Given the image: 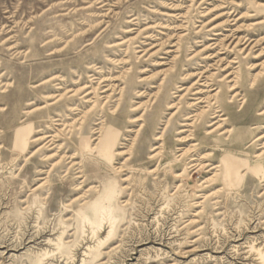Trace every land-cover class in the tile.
I'll use <instances>...</instances> for the list:
<instances>
[{
  "label": "rangeland",
  "instance_id": "374dc122",
  "mask_svg": "<svg viewBox=\"0 0 264 264\" xmlns=\"http://www.w3.org/2000/svg\"><path fill=\"white\" fill-rule=\"evenodd\" d=\"M0 264H264V0H0Z\"/></svg>",
  "mask_w": 264,
  "mask_h": 264
},
{
  "label": "bare ground",
  "instance_id": "6f19581e",
  "mask_svg": "<svg viewBox=\"0 0 264 264\" xmlns=\"http://www.w3.org/2000/svg\"><path fill=\"white\" fill-rule=\"evenodd\" d=\"M245 39V38H244ZM231 40V39H230ZM180 41V40H179ZM242 41H244V40H240V39H238L237 40V43H234V44H236V45H238V43H242ZM256 42V41H255ZM233 44V45H234ZM247 44V43H246ZM180 44H179V42H177V44H175V45H173V47H175V51H173V52H171V53H176L177 54V56H175L174 58H173V60H172V62H171V64L173 65L174 63H173V61H175V59L176 58H179V53H180V50H181V48H180V46H179ZM213 45H215V44H212V45H210V46H208V47H206V48H216L217 46L219 47V48H222V47H225L226 45L224 44V45H222L221 44V42H219V44L217 45V46H213ZM228 47V46H227ZM232 47V46H231ZM221 50V49H220ZM240 52H241V50H240ZM208 58V57H207ZM209 58H211V60H212V58H214V57H209ZM216 58H219V57H216ZM222 60V59H221ZM221 60H220V62H221ZM219 63V62H218ZM227 65H229V64H227ZM174 67V66H173ZM172 68V67H171ZM221 69H222V67H221ZM224 70V69H223ZM235 72V71H234ZM167 74H168V71H166V72H164V76H167ZM206 74H208V72H206V73H199L198 75H196V78H199L200 80V82H202L203 80L201 79V78H204V81H203V84L202 85H200V86H203L204 88L203 89H198V91L195 93V95H200V96H205V98H203V100H202V97L201 98H199L198 100H199V103H197V104H200V103H204V104H207L206 106H205V108H209V107H211V106H213V107H215L214 109H216L217 111H216V113H221L218 109H220L219 107H216L217 106V104H219V100H218V93H213V92H215V90H212L213 89V85H212V80L210 79L212 76H213V74L211 75V76H207L206 77ZM228 74V73H227ZM235 74H237V73H231V74H229V75H227L226 77H227V79H230L231 77H234V75ZM189 76H186V78H188ZM225 77V78H226ZM235 79H236V76L234 77ZM234 79V80H235ZM106 81H105V79H102V80H100L99 81V83H98V85L100 86L101 84H104ZM231 82H233L234 83V85L231 87V90L232 91H235L236 90V83L237 82H235V81H231ZM195 83V82H194ZM163 84V83H162ZM198 85L200 84V83H197ZM85 88H89V87H84L83 89H85ZM91 89H92V93H89V94H93L94 95V98L96 97V95H97V93H98V86L97 87H95V86H91L90 87ZM102 89V88H101ZM55 90H60V89H55ZM62 90V89H61ZM80 90V89H79ZM79 90H77V91H68V93H73L74 95L73 96H76L77 95V93H78V91ZM183 90H185V89H183ZM57 92V91H56ZM85 92V91H84ZM84 94V93H83ZM88 96V95H87ZM48 99H50V100H52V101H54V102H52V104H51V106H55L56 104H58L61 100H63V98H64V95H56V94H53V96H49V97H47ZM197 100V101H198ZM96 102H94V104H95ZM93 105V104H92ZM36 110H38V109H36ZM221 117H224V115H221ZM192 121H193V123L192 124H190L189 126L190 127H192L193 126V124L198 120V117H194V118H192L191 119ZM140 121L142 122V119H140ZM225 121H226V119L225 120H220V122H221V125H224V123H225ZM221 125H218V128H219V126H221ZM58 130V129H57ZM61 132V131H60ZM59 132V133H60ZM102 132L100 131V134H101ZM106 133V135L104 134L103 135V137H102V140L100 141V151L101 152H103L105 155H106V157H110L111 155H112V148H113V145H112V140H111V136L109 135V133H107V132H105ZM101 137V136H100ZM192 135L190 134V136H187L186 137V141H189V140H192ZM55 140V139H54ZM25 141H26V138H25V136L23 135V132L21 131V129L20 130H18V133H17V142H18V144L19 143H22V142H24L25 143ZM161 141V140H160ZM98 142V141H97ZM160 148H162V147H160ZM94 150V149H93ZM160 152V151H159ZM158 152V153H159ZM162 152V151H161ZM155 156H158L157 154L155 155ZM225 159H226V164L225 163H222L221 165H219V166H217V168L219 169H221L222 168V170H223V168H224V173L226 174V179L227 180H229V179H231V181L233 180V179H236V177H238V175H239V172L237 171V169H236V167H235V164L233 163V161L231 160V158H228V157H225ZM226 166V167H225ZM121 169V168H120ZM122 170V169H121ZM121 170H119V171H121ZM118 171V170H117ZM105 211H107V209H104ZM107 215V219H108V221L110 222V224L112 225V227H111V230L109 231V233H108V236H107V238L106 239H103V238H101L100 237V235H101V233L103 232V229H104V227H105V224H104V220H105V218L103 217V219L99 222V223H97V222H95V221H92L91 219H85V221H87L91 226H92V228H93V230L91 231L92 233V235H93V237H96L97 238V245L96 246H90V247H88V251H89V254L88 255H90V254H92V253H99V250H100V248L103 246V244L108 240V239H110L111 238V236H112V234H113V232H114V227H115V223H116V220H117V218L115 217V215H114V213L113 212H109V213H107L106 214ZM89 225V226H90ZM106 228V227H105ZM50 242V241H49ZM51 242H53V241H51ZM36 254V253H35ZM37 254H39V253H37ZM50 254H52L51 252L50 253H46L45 255H46V257H48ZM96 255V257H98L99 256V254H95ZM37 256H40V254L39 255H37ZM94 257V256H93Z\"/></svg>",
  "mask_w": 264,
  "mask_h": 264
}]
</instances>
